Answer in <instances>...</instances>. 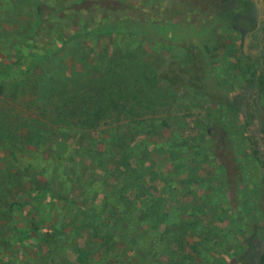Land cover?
<instances>
[{"label": "rangeland", "instance_id": "obj_1", "mask_svg": "<svg viewBox=\"0 0 264 264\" xmlns=\"http://www.w3.org/2000/svg\"><path fill=\"white\" fill-rule=\"evenodd\" d=\"M259 36L264 6L245 0H0V264H233L264 249L250 149L264 157V92L246 85ZM205 44L219 46L204 90L157 78L171 62L202 68ZM123 54L157 80L155 113L94 128L42 116L32 84L56 63L70 98L80 72L87 86ZM37 175L62 199L28 192Z\"/></svg>", "mask_w": 264, "mask_h": 264}, {"label": "trees", "instance_id": "obj_2", "mask_svg": "<svg viewBox=\"0 0 264 264\" xmlns=\"http://www.w3.org/2000/svg\"><path fill=\"white\" fill-rule=\"evenodd\" d=\"M247 8L250 10L253 7L255 1L245 0ZM256 4V3H255ZM39 10V8H38ZM121 26V27H120ZM118 26L122 28V24ZM66 40L63 41V45ZM218 46L210 47L209 44L203 46V60L202 68L196 69V67L183 66L181 63L171 62L165 68V71L156 72L157 78L160 81H164L172 89L173 86L182 87L184 85H191L195 90H204L206 84L204 82V75L207 73V64L205 63V55L215 57L218 50ZM37 61H44L51 54H33ZM132 56L129 54H123L118 61H111L109 70L107 73L110 75H102L93 78V81L86 83L87 86L81 82L83 72H80L81 81L77 86V93H74L72 97H68L67 89V76L64 72V66L59 63L46 72L45 80L41 83L36 82L32 84V94L36 96L41 106L44 107L42 116L48 120L65 121L70 119L71 122L80 121V123L86 127L94 128L96 124L102 119H108L110 121L121 119V115L125 114L128 117L140 116L143 113L153 114L157 108V100L161 99L163 95L159 93V89L155 87L157 80L153 78H147L142 72L143 66L136 60L130 61ZM130 63L129 69H124V64ZM196 70V72H195ZM257 70L260 72L257 73ZM187 73L191 74V77H186ZM197 81H196V76ZM190 79V80H189ZM190 81V82H188ZM248 88L253 93L264 92V68L257 67L253 74L246 81ZM1 92V85H0ZM56 97V100L53 99ZM51 99L55 102L56 111L48 112V106ZM69 99L71 106H68ZM59 103V104H58ZM53 116V118H50ZM146 121V120H145ZM144 121V122H145ZM8 121L5 123V127L8 130ZM5 129L3 128V131ZM7 137L10 136L6 134ZM250 149L259 163L264 174V157L260 155L258 148L255 146L253 140H250ZM44 176H35L27 180V191L33 194H48L56 200H61V196L56 194L50 185L49 181L43 178ZM16 205L15 203L13 206ZM83 226L98 228L96 220L93 217H89L86 222H83ZM253 244H251V247ZM179 264V263H174ZM233 264H264V250L259 254L255 252L243 254L242 257L236 259Z\"/></svg>", "mask_w": 264, "mask_h": 264}, {"label": "flooded vegetation", "instance_id": "obj_3", "mask_svg": "<svg viewBox=\"0 0 264 264\" xmlns=\"http://www.w3.org/2000/svg\"><path fill=\"white\" fill-rule=\"evenodd\" d=\"M250 1H255V3L256 4H262V6H264V0H258L259 1V3H258V1L257 0H250ZM248 9V8H247ZM249 10V9H248ZM263 18V15H260V18L259 19H262ZM259 24V22L257 23V25ZM255 28H256V26H255ZM254 28V29H255ZM252 34V33H251ZM264 40L262 39V38H260V36L259 37H257V43L258 44H260V46L261 45H263L264 44V42H263ZM263 51V56L262 57H260V59H259V62H258V64H257V67H260L261 69H263L264 68V50H262ZM260 71L259 70H257V73H259ZM246 85H247V83H246ZM248 87V86H247ZM250 89V88H249ZM251 90V89H250ZM262 92H258V93H255V94H253L255 97H257L258 95H260ZM260 248H261V251H259V252H256V254H259L260 252H262L264 249H262V246L260 245ZM248 253V252H247Z\"/></svg>", "mask_w": 264, "mask_h": 264}]
</instances>
